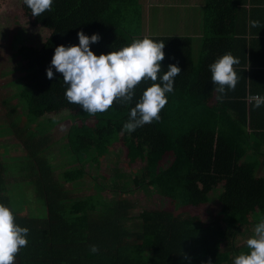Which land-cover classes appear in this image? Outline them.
Returning <instances> with one entry per match:
<instances>
[{
    "label": "trees",
    "instance_id": "1",
    "mask_svg": "<svg viewBox=\"0 0 264 264\" xmlns=\"http://www.w3.org/2000/svg\"><path fill=\"white\" fill-rule=\"evenodd\" d=\"M201 15V62H188L190 36L147 34L139 0H53L52 11L32 17L49 35L39 47L16 48L19 62L28 63L26 73L14 81L13 95L3 100L15 102L6 112L8 125L0 128V204L29 229L28 244L15 264H233L240 249L248 252L246 242L237 245L238 236L249 234V226L254 235L264 219V180L253 177L264 169V104L257 108L251 101L264 96V38L245 51V39L233 35L236 29L246 32L253 20L260 23L254 30L264 28V0H203ZM78 31L99 34V41L89 45L96 55L145 36L162 40L158 76L169 64L181 69L174 90L166 93L160 119L131 134L123 132L124 142L139 154L138 170L121 167L117 152L105 148L114 143L117 125L122 129L150 80L136 87L129 104L114 103L93 115L98 126L109 124L113 131L94 134L72 122L67 140L52 152L50 130L66 117L75 121L88 114L67 101L61 73L53 67L54 78L46 76L55 48L78 45ZM225 53L239 59L234 65L239 81L218 100L209 65ZM184 111L186 120L177 116ZM164 142L175 152L166 166L158 165L156 156ZM111 156L108 176L87 173L96 169L93 157L110 161ZM81 175L92 180L91 191L76 187ZM201 186L218 190L222 218L205 223L192 214L156 207L133 214L138 202L132 193L139 189L148 196L150 191L168 195L178 207L205 200ZM33 204L36 212L26 207ZM91 245L99 251L92 253Z\"/></svg>",
    "mask_w": 264,
    "mask_h": 264
},
{
    "label": "clouds",
    "instance_id": "2",
    "mask_svg": "<svg viewBox=\"0 0 264 264\" xmlns=\"http://www.w3.org/2000/svg\"><path fill=\"white\" fill-rule=\"evenodd\" d=\"M23 4L31 10L33 17H39L46 11H52L53 0H23ZM250 24L251 27L260 26L257 20L250 21ZM77 37L78 45L57 46L51 65L46 68L49 80L54 78L53 67L62 74L64 83L68 85L65 90L67 101L79 105L89 115L104 113L114 103L129 104L136 87L150 80L153 83L130 109L129 118L121 131L131 134L138 127L159 120L160 112L167 104L166 93L174 90L175 77L181 72L177 65L169 64L167 71L158 76L162 71L161 61L164 60V42L145 36L134 39L120 50L96 55L89 45L99 41V34L87 36L78 31ZM237 64L238 58L225 53L209 65L218 100L223 99L226 90H235L239 81L234 70ZM158 78L160 83H156ZM251 101L259 108L264 104V96H253ZM28 232L27 227H21L15 222L13 211L0 204V264H15L17 254L28 244ZM246 247L248 252L235 256L233 264H264V219L255 225L254 235L246 240ZM90 251L97 253L98 246L91 245ZM203 264H212V261Z\"/></svg>",
    "mask_w": 264,
    "mask_h": 264
},
{
    "label": "rangeland",
    "instance_id": "3",
    "mask_svg": "<svg viewBox=\"0 0 264 264\" xmlns=\"http://www.w3.org/2000/svg\"><path fill=\"white\" fill-rule=\"evenodd\" d=\"M148 4V5H147ZM142 11L144 15L148 17L146 19L145 31L147 34H158L165 35L170 34L169 31H173L174 26L172 25V19L163 23L159 29L161 33H158L159 24L162 20L158 18V8L149 4L148 0H142ZM31 10L23 4L22 0H0V128L4 129L8 125V116L6 112L9 111V105L15 102L13 99L11 102L4 103L3 100L6 98L10 99V96L14 92V81L21 78L25 73V66L28 62H19V57L16 54V48L20 45L39 47L45 38L49 35V30L32 23ZM202 23V19L198 20ZM162 24V22H161ZM186 24H190L189 20ZM174 32V31H173ZM187 33L193 34V31L189 28ZM18 35L17 40L15 36ZM194 47L190 52L188 62H201V55L204 54L203 50H197L196 47L201 46V42H197L195 39H200V35L193 34ZM192 44V43H191ZM179 93V92H178ZM169 99V98H167ZM184 105V103H183ZM19 111V108L18 110ZM85 114V113H83ZM180 119H185V111L177 115ZM98 117L87 114L82 115L79 119L72 121L70 118L66 117L65 120H60L57 125H55L50 131L53 138V148L52 152H56L58 146L64 144L65 134L68 132V127L72 122L74 125L80 127L83 131H89L96 134L98 131H102L106 134L113 131L115 128L111 125L98 126ZM202 125V124H201ZM118 130L115 131V140L113 144H110L105 148V152L113 151L117 152L118 158L120 159L119 165L125 169L133 168L138 170L142 166L139 154L133 150L130 145L126 144L124 141L123 132L120 130V126L117 125ZM197 131V130H195ZM2 141H12V137H2ZM173 145L169 142H164L156 148L157 164L166 166L173 159H175V152L172 150ZM57 154V153H53ZM10 155V153L6 154ZM105 159L104 157H93L92 161L96 169L88 170L91 176H98L99 174L103 177L108 176V168L112 166V161L114 160ZM7 163V162H6ZM5 163V164H6ZM60 170H57V172ZM110 174V173H109ZM254 179L264 180V169H261ZM98 181V180H97ZM76 187L81 193L89 192L92 189V180L88 179V176L81 175L76 181ZM202 193L206 197L205 200L199 201L197 204L181 205L176 207L175 202L171 197L165 194L158 193L156 191H150L149 196L145 194L144 189H139L137 192L132 193V198L136 199L138 204L133 210V214H137L141 208L145 207H156L163 208L170 211H182L187 214H192L199 217L203 222L208 223L212 217L222 218L221 214L218 212L221 208L220 203L217 198L218 190H213L207 187H200ZM108 194L109 191H104V194ZM32 212H36L38 209L36 204L31 206H26ZM222 220V219H221ZM246 232V228L242 229ZM249 232V234L247 233ZM246 235L238 236L237 245L241 246L246 242V240L253 236V229L251 226L248 227ZM240 252H245L244 249H240Z\"/></svg>",
    "mask_w": 264,
    "mask_h": 264
},
{
    "label": "crops",
    "instance_id": "4",
    "mask_svg": "<svg viewBox=\"0 0 264 264\" xmlns=\"http://www.w3.org/2000/svg\"><path fill=\"white\" fill-rule=\"evenodd\" d=\"M141 7H142V0H139ZM147 3V0H146ZM149 4H153V6H156L158 8V18L162 20V24L160 22L158 30L161 28L163 23H166L169 20L172 19V25L174 26L173 31H169L170 35H176V36H182V35H188L190 36V43L191 49L193 50L194 47V38L193 34L200 35V39H195L197 42L202 41L204 28L203 24L199 23L198 20L202 19L201 15V4H203V0H148ZM148 5V4H147ZM143 9V7H142ZM142 16L144 19H148L146 15H144L142 11ZM189 20V23L191 24L193 21L197 22L195 23V26L192 24L188 25L186 24V21ZM193 27V28H192ZM191 29L193 31V34L187 33V29ZM241 29V27H239ZM246 32L239 31L238 29L234 32V38H244L245 39V51H248L251 47H254L255 39H263L264 38V28L260 27L259 31L254 30V27L249 26V24L246 25ZM158 33H161L160 30ZM165 34V33H164ZM167 35H169L167 33ZM202 43V42H201ZM197 50H201L200 47H196Z\"/></svg>",
    "mask_w": 264,
    "mask_h": 264
}]
</instances>
